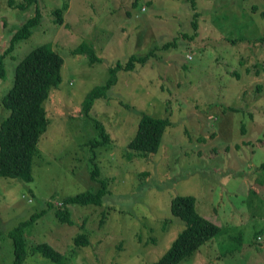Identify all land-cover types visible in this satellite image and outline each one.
I'll use <instances>...</instances> for the list:
<instances>
[{
	"label": "rangeland",
	"instance_id": "1",
	"mask_svg": "<svg viewBox=\"0 0 264 264\" xmlns=\"http://www.w3.org/2000/svg\"><path fill=\"white\" fill-rule=\"evenodd\" d=\"M25 1L0 0V53L15 27L36 8L41 14L32 33L2 58L0 97L14 65L33 47L48 44L62 65L60 82L43 103L48 125L32 180L0 178V264L12 260L7 231L13 226L48 200L58 205L65 196L102 187L100 205L68 206L69 222L45 210L24 228L27 251L44 242L61 250L67 264H150L184 227L170 213L171 199L190 195L196 214L220 230L178 264H264V71L255 65L264 60V0H193L192 31L189 0L18 6ZM63 4L56 23L52 12ZM79 42L92 46V64L71 54ZM150 50L152 57L119 71L106 97L83 111L85 95L105 83L110 67ZM138 111L171 122L158 152L146 158L127 149ZM5 115L0 105V120ZM96 122L109 142L93 149L91 142L101 140ZM77 233L88 243L75 244ZM31 252L21 264H55Z\"/></svg>",
	"mask_w": 264,
	"mask_h": 264
},
{
	"label": "trees",
	"instance_id": "2",
	"mask_svg": "<svg viewBox=\"0 0 264 264\" xmlns=\"http://www.w3.org/2000/svg\"><path fill=\"white\" fill-rule=\"evenodd\" d=\"M34 2L35 0H27L18 6L24 7L26 4ZM188 4L192 12L191 19H189L192 31L197 28L198 13L195 12L193 0H189ZM66 7V4H63L60 9L53 10L52 14L55 16L56 23L60 22L61 14L66 10ZM40 20L41 14L36 8L35 14L30 19L22 22L11 32L7 46L0 53V78L4 74L2 58L10 52L14 42L28 37L32 33V27ZM231 39L235 40L236 38L232 37ZM76 53L85 55L89 64H92L97 58L92 46L86 42H79L75 46L71 54ZM152 55L153 50L143 55L131 54L124 63L120 62L110 67L109 77L105 83L93 88L85 95L82 102L83 111L85 113L90 111L94 99L106 97L107 92L117 83L119 71H131L137 64L143 65ZM61 65V57L48 44L33 47L14 65L11 85L0 97L1 108L6 111V115L0 120V178L20 179L27 183L32 180V162L38 153V141L48 125L43 103L48 97L49 90L60 82ZM255 65L260 66L264 71V60L258 61ZM227 109L237 110L232 106H228ZM138 114L140 116H138L136 132L127 143V149L132 151L135 157L146 158L158 152L163 133L171 122L169 117H154L143 113V111H138ZM95 125L100 130L99 138L101 140L95 138L91 142L93 149L105 146L109 142V136L104 127L98 122ZM94 168L91 172L93 180L99 175L98 168ZM104 191L105 187L96 189V191H81L63 197L58 205L48 200L45 208L40 212L32 213L27 219L13 226L7 231L12 245L10 264H21L30 251L39 253L55 264H67L61 250H56L44 242L30 246L27 251L24 228L50 208L54 210L55 219L59 222H69V205L98 206L101 204ZM170 213L179 218L184 227L178 232L162 256L150 264H178L220 230L219 226L196 214L193 208V197L190 195H175L170 202ZM73 241L75 244L88 243L84 233H77Z\"/></svg>",
	"mask_w": 264,
	"mask_h": 264
}]
</instances>
